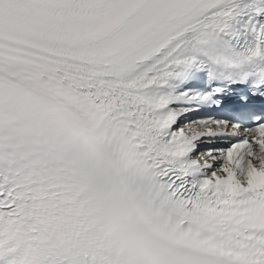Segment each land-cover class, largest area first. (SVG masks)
Wrapping results in <instances>:
<instances>
[{"label": "snow or ice", "instance_id": "obj_1", "mask_svg": "<svg viewBox=\"0 0 264 264\" xmlns=\"http://www.w3.org/2000/svg\"><path fill=\"white\" fill-rule=\"evenodd\" d=\"M0 264H264V0H0Z\"/></svg>", "mask_w": 264, "mask_h": 264}]
</instances>
